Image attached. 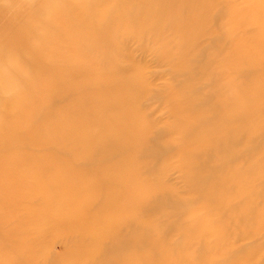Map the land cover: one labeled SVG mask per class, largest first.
<instances>
[{
    "label": "rangeland",
    "instance_id": "obj_1",
    "mask_svg": "<svg viewBox=\"0 0 264 264\" xmlns=\"http://www.w3.org/2000/svg\"><path fill=\"white\" fill-rule=\"evenodd\" d=\"M0 264H264V0H0Z\"/></svg>",
    "mask_w": 264,
    "mask_h": 264
},
{
    "label": "bare ground",
    "instance_id": "obj_2",
    "mask_svg": "<svg viewBox=\"0 0 264 264\" xmlns=\"http://www.w3.org/2000/svg\"><path fill=\"white\" fill-rule=\"evenodd\" d=\"M50 91H52V89H51ZM46 93H47V92H46ZM49 93H50V92H49ZM49 93H48V94H49ZM11 100H12V99H11ZM11 100H10V101H11ZM26 102H28V101H26ZM20 112H21V111L18 110V112L15 113V115H16V116L20 115ZM25 132H26V131H25ZM26 134H27V133H26ZM213 137H214V134H213ZM194 143L196 144L195 141L191 140L190 138H189V139H186V136H185V139L183 140V143L180 144L179 146L187 147V146L192 145V144H194ZM189 147H190V146H189ZM206 147H207V146H204V147H203V150L205 149L206 152H209V149H207ZM195 162H196V161H195ZM127 167H128V166H126V168H127ZM197 174H198V173H197ZM78 176H79V175H78ZM197 176L199 177V175H196L195 178H198ZM191 181H192V180H191ZM211 189H212V187H211V188H208V190H206L204 196H210L209 190H211ZM127 197H128V196H127ZM151 203H152L151 207H153V206L155 205V201L153 200ZM89 210L92 211L93 209L89 208L88 211H89ZM89 212H90V211H89ZM89 212H88V213H89ZM88 246H90V245H87V246L85 245L84 247H85V248H88ZM91 247H93V246H91ZM91 247H90V248H91ZM101 248H102V247H100V244L97 243V245H96V249H97V250H100ZM76 249H77V247H76ZM90 250H91V249H90ZM106 263H107V262H106Z\"/></svg>",
    "mask_w": 264,
    "mask_h": 264
}]
</instances>
